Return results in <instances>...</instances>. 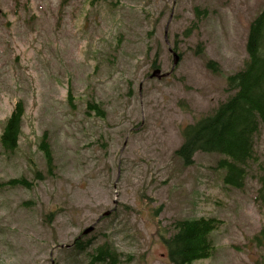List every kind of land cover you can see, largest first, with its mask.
I'll return each instance as SVG.
<instances>
[{"label": "rangeland", "instance_id": "obj_1", "mask_svg": "<svg viewBox=\"0 0 264 264\" xmlns=\"http://www.w3.org/2000/svg\"><path fill=\"white\" fill-rule=\"evenodd\" d=\"M263 2L0 0V137L19 101L27 111L19 149L0 142V182H37L0 188V264H91L101 245L116 249V264H172L162 238L175 222L202 217L223 224L211 235L215 254L193 264H264L255 241L264 228L256 203L264 124L243 188L226 181L225 154L197 152L191 166L174 155L185 128L235 93L227 79L249 59V28ZM167 25L181 61L171 76L150 80L157 57L163 73L174 64ZM45 137L52 174L38 147ZM116 205L85 237L90 245L67 248Z\"/></svg>", "mask_w": 264, "mask_h": 264}, {"label": "trees", "instance_id": "obj_2", "mask_svg": "<svg viewBox=\"0 0 264 264\" xmlns=\"http://www.w3.org/2000/svg\"><path fill=\"white\" fill-rule=\"evenodd\" d=\"M112 4L115 6L114 3ZM196 12L197 16L201 14L199 8ZM155 30L156 27L153 32ZM247 52L249 59L245 67L227 79L229 91L235 93L213 113L188 125L183 132L184 142L174 153L186 166L194 163L193 158L197 152H217L227 155L229 159L224 160L221 165L230 168L226 181L236 188H243L245 185L246 165L254 159L255 136L259 132V122L264 124V2L261 12L250 25ZM196 54L202 55L203 58V53L199 50ZM157 65L158 57L153 62V66ZM205 65L214 73L220 72L215 61L207 60ZM88 110L94 111L99 116L103 115V111H100L96 104L90 103ZM26 114L25 103L19 101L0 137V142L7 152H15L19 148ZM39 149L46 158L48 170L51 174L54 173L55 159L48 137L42 139ZM33 160V157L29 159L31 169L40 176L33 165ZM260 180L262 188L256 197L259 209L264 208V176ZM35 182L34 178L33 183ZM3 186L30 188L32 183L27 178H15L0 183V187ZM48 221L49 224L53 222L51 215L48 216ZM221 224L222 221L216 218L205 217L175 222L173 224L175 232L169 237L162 238L170 262L193 264L210 259L216 251L211 235ZM255 241L264 249V228L257 234ZM105 250H108L107 246L99 248L97 254H94V261H99Z\"/></svg>", "mask_w": 264, "mask_h": 264}, {"label": "flooded vegetation", "instance_id": "obj_3", "mask_svg": "<svg viewBox=\"0 0 264 264\" xmlns=\"http://www.w3.org/2000/svg\"><path fill=\"white\" fill-rule=\"evenodd\" d=\"M156 69V68H155ZM116 207L114 209H112V214L110 212L109 217H112L113 215H115L116 212ZM108 212V211H107ZM105 218H101V216L95 221V223L93 225H95V228L98 227L104 220ZM83 231V230H82ZM82 231L80 232V234L73 239V245L70 246L73 248L72 252L74 251H82L83 249H85L87 247V245H90V243H85V237L87 235H84L82 233ZM104 245H101L100 247L96 248L95 254H97L99 248H102ZM108 250H105V252L100 256L99 261H96V263L98 264H116V258L119 255L118 252L116 251L115 248H113L112 246L108 245L107 246ZM88 256L90 257V261L92 263V259L94 260V254L90 256V254H88ZM95 263V261H93V264Z\"/></svg>", "mask_w": 264, "mask_h": 264}, {"label": "water", "instance_id": "obj_4", "mask_svg": "<svg viewBox=\"0 0 264 264\" xmlns=\"http://www.w3.org/2000/svg\"><path fill=\"white\" fill-rule=\"evenodd\" d=\"M169 25L166 27L165 29V42L167 44H170V39H169ZM172 50V49H171ZM173 57H174V64H173V69L179 64L180 60H181V57L180 55L177 53V52H174L173 53ZM169 74H161V70L160 69H156L150 76V78H162V77H166L168 76ZM116 203H117V200H115ZM110 214V212H106L105 213V216H108ZM94 231V226H91L89 228H87L85 231H84V234H90Z\"/></svg>", "mask_w": 264, "mask_h": 264}]
</instances>
